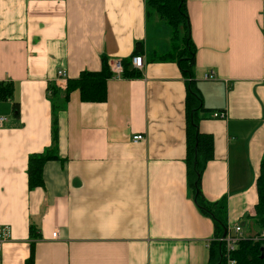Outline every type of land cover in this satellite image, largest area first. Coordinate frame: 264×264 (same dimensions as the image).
Wrapping results in <instances>:
<instances>
[{"label": "crops", "instance_id": "1", "mask_svg": "<svg viewBox=\"0 0 264 264\" xmlns=\"http://www.w3.org/2000/svg\"><path fill=\"white\" fill-rule=\"evenodd\" d=\"M186 9L208 110L200 131L215 139L203 194L227 199L230 229L248 235L264 158V0H186ZM157 23L160 38L149 33L145 0H0V82L15 87L0 101V226L10 230L0 264L31 255L35 264H208L214 225L193 199L185 162L187 82L177 64L152 60L169 47ZM139 42L141 77L113 76L104 103L71 94L58 116L60 159L31 191L29 157L53 143L50 86L65 90L104 56L129 59ZM212 71L216 80L205 81Z\"/></svg>", "mask_w": 264, "mask_h": 264}, {"label": "trees", "instance_id": "2", "mask_svg": "<svg viewBox=\"0 0 264 264\" xmlns=\"http://www.w3.org/2000/svg\"><path fill=\"white\" fill-rule=\"evenodd\" d=\"M147 21L150 35L155 32L160 38L161 31L153 28L154 24H162L168 29V49L165 53L154 52L153 61H166L177 64L182 76L187 82L186 106V165L189 189L201 213L212 220L214 225V240L210 244L208 264H227L225 258L226 245L221 240L229 232L228 203L227 199L210 202L206 199L202 189V179L208 164L215 158V139L211 134L200 131L202 113L208 111L200 95L195 81V65L197 48L191 37L190 19L186 9V0H145ZM145 54V45L137 43L133 55L122 60L124 68L123 79L141 77V71L132 66V58ZM113 77L110 70V59L101 58L99 71H84L76 79H69L68 86L61 90L51 85L52 112H53V143L52 147L41 153L32 154L28 161V184L31 191L44 187V169L50 161L59 160V114L66 108L70 96L78 91L84 103H104L108 99V81ZM15 87L12 82H0V101H9L14 97ZM19 104H15L18 111ZM258 203L256 216L250 219L258 230L255 237L264 233V158L260 165V173L256 182ZM31 237L39 238L35 226L31 227ZM232 258L237 264H264V237L260 240L246 238L238 244ZM26 264H35L31 255Z\"/></svg>", "mask_w": 264, "mask_h": 264}, {"label": "built area", "instance_id": "3", "mask_svg": "<svg viewBox=\"0 0 264 264\" xmlns=\"http://www.w3.org/2000/svg\"><path fill=\"white\" fill-rule=\"evenodd\" d=\"M132 66L139 71H143L144 66H145L144 57L142 55L134 56L132 58ZM110 70H111L114 77L122 78V74L124 71L122 61L121 60H111L110 61ZM58 77L60 79L66 80L68 78V75H67L66 71H59ZM203 79L205 81H213V80H216V75L212 71V72L205 74ZM214 116H215V118L224 119V118H226V113H216ZM6 121H7L6 118L0 117V126H2ZM145 139H146V136L137 135L133 138V142L138 143V142L144 141ZM58 234H59V232L55 231L53 233V237L58 238ZM249 236L250 235L244 234L243 229L240 226H237L234 229L229 228L228 234L225 236V238H223L221 240L226 245L225 258H226L227 264H237V261L234 258H232V255L237 250L239 242L242 240H245ZM263 237H264V233L261 234V236L255 237V240H260ZM9 238H10L9 228L0 226V253L2 251L3 244Z\"/></svg>", "mask_w": 264, "mask_h": 264}, {"label": "rangeland", "instance_id": "4", "mask_svg": "<svg viewBox=\"0 0 264 264\" xmlns=\"http://www.w3.org/2000/svg\"><path fill=\"white\" fill-rule=\"evenodd\" d=\"M255 214H256V210H255ZM248 221H249V223H248V225L244 226V229L246 231V234L250 235L249 238L254 239L256 234L258 233V230L256 229V227H254V225L250 219H248Z\"/></svg>", "mask_w": 264, "mask_h": 264}]
</instances>
